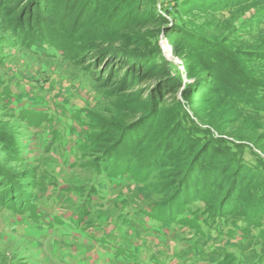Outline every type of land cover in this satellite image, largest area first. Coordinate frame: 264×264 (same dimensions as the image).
Listing matches in <instances>:
<instances>
[{"label": "rangeland", "instance_id": "374dc122", "mask_svg": "<svg viewBox=\"0 0 264 264\" xmlns=\"http://www.w3.org/2000/svg\"><path fill=\"white\" fill-rule=\"evenodd\" d=\"M71 1L52 0L50 13L25 14L22 35L10 27L23 31L20 14L32 9L33 0H20L13 19L0 6V123L7 135L0 141V264H264L263 216L249 222L251 215L241 208L217 215L203 195L185 206L180 220H160L157 210L179 185L171 171L112 177L97 165L95 154L101 153L93 150V140L110 149L111 87L95 61L101 50L90 52L72 41L71 33L81 36L72 28L81 10L67 18ZM148 3L164 13L168 27L218 60L227 100L238 96L243 113L264 115L250 105L251 90L264 87V65L246 60L264 49V0L220 8L208 2L201 11L183 10L182 0ZM101 13L104 20L110 16L108 10ZM33 36L46 40L47 48L28 49ZM149 40L186 87L181 58L167 51L166 29L155 30ZM23 111L40 124H28ZM180 121L193 137L213 141L216 152L236 151L257 174L249 193L264 190L259 150L220 139L187 107ZM119 154L125 167L122 148Z\"/></svg>", "mask_w": 264, "mask_h": 264}, {"label": "trees", "instance_id": "16d2710c", "mask_svg": "<svg viewBox=\"0 0 264 264\" xmlns=\"http://www.w3.org/2000/svg\"><path fill=\"white\" fill-rule=\"evenodd\" d=\"M19 1L0 0L1 9L10 11L13 19L22 9L17 5ZM130 1L72 0L67 15L70 18L81 10L72 24L75 33L81 36L76 39L74 32L71 33L72 41H79L90 52L101 50L102 54L95 61L103 77L106 75L107 86L111 87L112 100L106 118L111 134L108 137L111 143L107 144L110 149L103 141L93 140V150L101 153L95 154L99 158L97 165L104 166L112 177L133 170L146 177L171 171L179 178V185L169 195L165 208L157 210L158 213L153 210L160 220H180L186 205L206 195L217 215L225 216L241 208L251 215L248 221L254 223L253 218L264 217V190L254 195L249 193L256 185V171L242 162L236 151L218 153L213 141L203 142L193 137L182 127L180 119L187 107L220 139L233 141L237 146L255 147L264 155V115H247L238 108L241 102L238 96L229 100L224 97L226 91L218 76V60L208 50L191 44L168 27L166 17L158 14L148 0L129 4ZM242 1L246 0H182L181 7L185 11L195 8L201 11L208 8L205 5L208 2L220 8L226 2L235 6ZM32 5V9L27 8L24 15L20 14L23 31L11 24L10 28L17 34H24L28 27L25 14L30 15L35 9L43 13L52 10V0H33ZM103 9L110 15L105 20ZM161 28L166 29L174 53L182 60L188 79L184 88L171 76L165 56L149 40L154 31ZM63 34L68 36L65 30ZM29 39L28 49L47 48L46 40H38L36 36ZM60 51L66 53L63 49ZM255 53L246 60L264 65V49ZM251 96L254 103L250 105L264 112V104H259L264 100V87L251 90ZM28 113L22 112L28 124H40L39 118L35 121ZM5 130L0 123V141L6 140ZM121 148L126 156V168L118 163ZM103 158L108 162L104 164ZM113 160L114 164L109 163Z\"/></svg>", "mask_w": 264, "mask_h": 264}, {"label": "built area", "instance_id": "2783aa9c", "mask_svg": "<svg viewBox=\"0 0 264 264\" xmlns=\"http://www.w3.org/2000/svg\"><path fill=\"white\" fill-rule=\"evenodd\" d=\"M161 12V14L164 16V13L162 12V11H160ZM170 48H172L171 46H170V44L168 45V48H167V51L169 50V51H171V49Z\"/></svg>", "mask_w": 264, "mask_h": 264}]
</instances>
